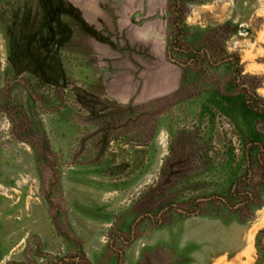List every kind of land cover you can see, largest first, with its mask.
Listing matches in <instances>:
<instances>
[{"label": "rangeland", "instance_id": "1", "mask_svg": "<svg viewBox=\"0 0 264 264\" xmlns=\"http://www.w3.org/2000/svg\"><path fill=\"white\" fill-rule=\"evenodd\" d=\"M15 1L0 0V264H256L264 115L250 106L264 101V0H167L161 44L179 85L145 121L142 149L140 133L110 145L109 213L91 219L67 183L96 160L78 153L82 107L16 71Z\"/></svg>", "mask_w": 264, "mask_h": 264}, {"label": "crops", "instance_id": "2", "mask_svg": "<svg viewBox=\"0 0 264 264\" xmlns=\"http://www.w3.org/2000/svg\"><path fill=\"white\" fill-rule=\"evenodd\" d=\"M71 2L73 22L58 31L63 35L59 44L65 43L66 48L56 55L49 47L54 32L50 43L39 33L29 39L26 55L13 54V65L21 71L19 58L34 57L30 53L34 47L35 61L49 66L48 75L41 70L42 81L34 72H21L48 88L70 92L75 104L82 107L78 116L87 134L83 129L78 153L93 154L97 161L82 159L71 170L67 183L76 186L75 201L81 203L75 207L76 213L91 219L96 217L94 211L104 216L109 213L106 158L112 150L110 145L116 138L140 133L144 141L136 148L142 149V143H148L145 121L157 115L164 91L177 89L180 78L178 71L165 66L166 53L161 44L163 25L169 21L167 0ZM93 188L98 189L99 205L90 193Z\"/></svg>", "mask_w": 264, "mask_h": 264}, {"label": "flooded vegetation", "instance_id": "3", "mask_svg": "<svg viewBox=\"0 0 264 264\" xmlns=\"http://www.w3.org/2000/svg\"><path fill=\"white\" fill-rule=\"evenodd\" d=\"M14 5L21 6L23 13H20L19 11V13L14 16L16 18L14 21V28L12 32L10 31V43L11 48L13 49V54L16 56H19L20 53L26 55L28 53L29 39L39 33L42 34L45 42L50 43L54 32L55 38L49 47L56 55L66 48L65 43L59 44L63 35H60L58 31H63L64 28H69L70 23L73 22V16L70 12L72 2L70 0H51V8L48 6L46 0H16ZM51 18H53L54 21L50 28L48 25L49 19ZM14 29H16V31H14ZM57 45L58 48L56 49ZM30 53L34 54L35 58H19L20 69L29 74L34 72L36 78L44 81L40 72L42 70L48 75L50 68L47 65L42 66L35 61V59L38 60V57L32 46ZM14 67L17 70V64L14 65Z\"/></svg>", "mask_w": 264, "mask_h": 264}, {"label": "trees", "instance_id": "4", "mask_svg": "<svg viewBox=\"0 0 264 264\" xmlns=\"http://www.w3.org/2000/svg\"><path fill=\"white\" fill-rule=\"evenodd\" d=\"M180 12V8H179V6L177 5V7L174 9V19H173V21L174 22H177V21H179L180 20V16H179V13ZM260 102H264V101H262L261 99H258V98H254V100H253V103L251 104V106L250 107H255V106H257V112H259L261 115H264V109L263 108H260V106H259V104L258 103H260ZM263 236H264V230L263 231H261L259 234H258V236H257V245H256V247H257V250H258V259H257V261H256V264H263L264 263V245H263V243L261 242V240L263 239Z\"/></svg>", "mask_w": 264, "mask_h": 264}, {"label": "water", "instance_id": "5", "mask_svg": "<svg viewBox=\"0 0 264 264\" xmlns=\"http://www.w3.org/2000/svg\"><path fill=\"white\" fill-rule=\"evenodd\" d=\"M47 1V4L48 6L51 8V0H46ZM53 18L49 19V24L50 22L52 21ZM246 29H243V31L245 32Z\"/></svg>", "mask_w": 264, "mask_h": 264}]
</instances>
